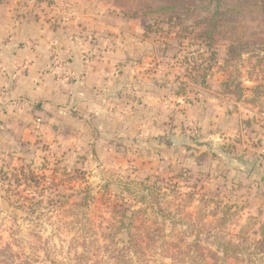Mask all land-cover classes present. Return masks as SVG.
Wrapping results in <instances>:
<instances>
[{"label": "clouds", "instance_id": "1", "mask_svg": "<svg viewBox=\"0 0 264 264\" xmlns=\"http://www.w3.org/2000/svg\"><path fill=\"white\" fill-rule=\"evenodd\" d=\"M3 9L0 264H264V112L181 90L198 45L162 61L125 0Z\"/></svg>", "mask_w": 264, "mask_h": 264}, {"label": "rangeland", "instance_id": "2", "mask_svg": "<svg viewBox=\"0 0 264 264\" xmlns=\"http://www.w3.org/2000/svg\"><path fill=\"white\" fill-rule=\"evenodd\" d=\"M163 1L165 0H135L134 3H128V0H125V4L129 7L127 14L131 15L136 11H142L147 6H160ZM241 1L239 3L236 0H229L230 6L223 8L229 25H227V29L225 26L222 31H217L219 35L215 39V50L207 46L203 48L204 51L197 50L202 45L201 40L206 38L202 35V32H205L204 27L200 25L203 31L194 29L195 23L204 20L209 13L205 9L206 5L202 4L201 0H191L187 8L181 7L179 11H174V14H179L181 18L187 16L182 25L170 27L166 24L169 14L163 15L160 20L165 21V23L161 24L163 29L160 27V30L162 31H158L161 35L157 33L150 34L151 42H161V44L156 45L158 49L163 42L170 44L171 50L166 58L169 56L177 58L183 50L184 40H189L190 43L198 45L191 48L192 51H188L191 63L184 62L183 58V64L188 65L186 72L200 74L203 72V68L208 66V63L212 67L223 69L226 78L223 79L225 81L221 91L228 98L227 103L232 104V109L229 110L228 115H231L233 110L240 112L241 108L248 111L258 108L261 112H264V2L262 3L261 0ZM256 2L259 3L261 9L252 8L255 7ZM239 5H243L245 8L240 9ZM143 20L142 22L145 23L146 21ZM170 32L173 33L165 39V35ZM159 55L161 56V52ZM211 56L214 60L212 62ZM245 81H247V84ZM239 100L242 103L237 105L236 102ZM245 120L241 121L243 125L255 131L253 128L255 120L248 119L247 124ZM169 142L172 143V141ZM206 157L201 156L199 159L203 160ZM16 182L19 183V179ZM228 215L229 213L226 211L221 223L226 222ZM262 231H264L263 228ZM260 246L261 250H264V241L260 242ZM0 256H3L6 262L12 259V254L6 249L0 251ZM209 256L214 264H218L219 258L215 253H209ZM24 264H28V261L25 260Z\"/></svg>", "mask_w": 264, "mask_h": 264}, {"label": "trees", "instance_id": "3", "mask_svg": "<svg viewBox=\"0 0 264 264\" xmlns=\"http://www.w3.org/2000/svg\"><path fill=\"white\" fill-rule=\"evenodd\" d=\"M155 1V0H154ZM191 0H165L162 2V5L160 6H147L142 11H136L131 16L135 18H139L141 21L143 20L146 21L145 23L142 22V25L145 29L146 34H151V33H157L161 35L160 27L163 29V26L161 24L165 23V21L160 20V17L163 15L169 14V18L166 21V24L169 25L170 27H175L178 25H182L186 21L187 16H184L181 18L179 14H174V11H179L181 7L187 8L188 4L190 3ZM262 3L264 0H261ZM236 2L241 3V0H236ZM202 4H205L206 10L209 12L208 16L201 21H198L195 23L194 29H199L200 31H203L200 28V25L204 27L205 32H202V35L205 36V40H201V44L197 50L204 48V47H210V49L215 50L216 48L214 47L215 44V39L217 38V31H222L223 29H227V25H229L228 18L226 14L223 12V8L229 7V0H201ZM240 9H244L245 7L243 5H239ZM238 8V6H237ZM254 9H261L260 5L258 2H256L255 7H252ZM179 13V12H178ZM127 14V13H126ZM130 15V14H127ZM178 15V16H175ZM149 17V18H148ZM150 19V20H148ZM150 21V22H147ZM158 31H160L158 33ZM173 31V30H170ZM173 32H170L165 35L166 37ZM162 46V47H161ZM159 46V53L161 52V56L166 58L168 56V52L171 50V46L168 42H163V44ZM189 51H192L191 49ZM178 55V54H177ZM176 55V56H177ZM179 56V55H178ZM177 56V57H178ZM212 57V56H211ZM211 62L214 61L213 57L211 58ZM184 62L191 63L190 60V54L188 56V52L184 55ZM212 65L208 63V66L204 68L203 72L198 74L199 82L204 83L205 78L207 76V72L212 69ZM246 124L248 123L247 121L245 122ZM202 156H207V153L203 154ZM264 230V228H263Z\"/></svg>", "mask_w": 264, "mask_h": 264}, {"label": "crops", "instance_id": "4", "mask_svg": "<svg viewBox=\"0 0 264 264\" xmlns=\"http://www.w3.org/2000/svg\"><path fill=\"white\" fill-rule=\"evenodd\" d=\"M12 0H0V22H2L5 18V15L6 13L4 12V9H3V5L6 4V3H11ZM144 38H147V39H150V35L149 34H146L144 33ZM151 40V39H150ZM156 41V40H155ZM152 43V52H154L162 61H167V59L169 58H164L162 56H160L159 54V49H158V44H161V42H151ZM172 59H175L173 57H171ZM203 68V67H202ZM213 68H217V71L221 74L224 75V77L226 78V73L223 71V69H221L220 67H213ZM212 68V69H213ZM204 69V68H203ZM212 69L210 71L207 72V76L205 78V81L204 83L202 82H199L198 78V74H194V73H189V71H187V80L185 81H182L181 82V90L182 91H186V92H192V93H195V94H198L200 91L202 90H207L210 88V84L208 82V78H209V75L210 73H212ZM224 78V79H225ZM225 81V80H224ZM224 81L222 80L221 81V86L219 89H217L215 95H217L218 97H220L221 101L222 102H228V98H226V96L223 94V91H221L222 89V86L224 84ZM156 83H160L159 81H157ZM163 86V85H161ZM237 105L241 104L242 101H238L236 102ZM245 121H248V119H246ZM251 121V120H250ZM170 141V140H169ZM169 141H166V143L171 146L172 143H170Z\"/></svg>", "mask_w": 264, "mask_h": 264}, {"label": "water", "instance_id": "5", "mask_svg": "<svg viewBox=\"0 0 264 264\" xmlns=\"http://www.w3.org/2000/svg\"><path fill=\"white\" fill-rule=\"evenodd\" d=\"M176 143H183V141H181V140H176Z\"/></svg>", "mask_w": 264, "mask_h": 264}, {"label": "built area", "instance_id": "6", "mask_svg": "<svg viewBox=\"0 0 264 264\" xmlns=\"http://www.w3.org/2000/svg\"><path fill=\"white\" fill-rule=\"evenodd\" d=\"M205 61V60H204ZM205 64V63H204Z\"/></svg>", "mask_w": 264, "mask_h": 264}]
</instances>
